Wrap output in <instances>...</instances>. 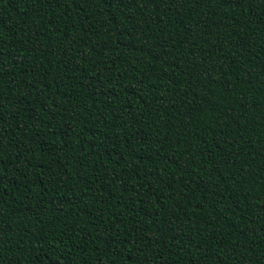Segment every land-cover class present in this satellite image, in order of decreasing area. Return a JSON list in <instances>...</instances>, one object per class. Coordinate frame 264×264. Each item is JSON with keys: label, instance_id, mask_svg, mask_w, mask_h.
Segmentation results:
<instances>
[{"label": "trees", "instance_id": "trees-1", "mask_svg": "<svg viewBox=\"0 0 264 264\" xmlns=\"http://www.w3.org/2000/svg\"><path fill=\"white\" fill-rule=\"evenodd\" d=\"M0 264H264V0H0Z\"/></svg>", "mask_w": 264, "mask_h": 264}]
</instances>
